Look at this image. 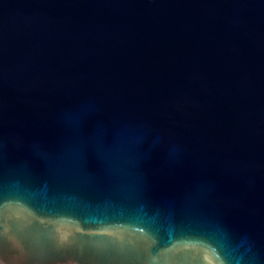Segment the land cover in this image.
<instances>
[{"label": "water", "instance_id": "water-1", "mask_svg": "<svg viewBox=\"0 0 264 264\" xmlns=\"http://www.w3.org/2000/svg\"><path fill=\"white\" fill-rule=\"evenodd\" d=\"M0 264H264V0H0Z\"/></svg>", "mask_w": 264, "mask_h": 264}]
</instances>
